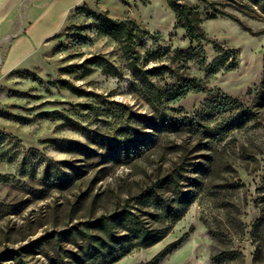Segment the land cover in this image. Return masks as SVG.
<instances>
[{"label": "rangeland", "instance_id": "obj_1", "mask_svg": "<svg viewBox=\"0 0 264 264\" xmlns=\"http://www.w3.org/2000/svg\"><path fill=\"white\" fill-rule=\"evenodd\" d=\"M180 3L205 40L168 0H84L38 52L1 67L0 264H54L38 239L121 210L168 234L115 264H264V14L241 0ZM213 4L250 30L208 18ZM100 16L135 20L145 45L126 52ZM188 79L210 91L168 102Z\"/></svg>", "mask_w": 264, "mask_h": 264}, {"label": "trees", "instance_id": "obj_2", "mask_svg": "<svg viewBox=\"0 0 264 264\" xmlns=\"http://www.w3.org/2000/svg\"><path fill=\"white\" fill-rule=\"evenodd\" d=\"M241 1H246L244 5L247 8L257 7L264 14V0ZM168 3L175 12L178 22L192 39H206L205 33L200 30V15L194 8L180 3V0H168ZM212 6L213 10L209 13L208 18L216 19L219 16H226L239 22L246 30H250L233 15L215 7L214 4ZM98 20L100 21V32L118 39L123 44L126 52L138 53L137 48L144 46L146 37L149 36V31L132 19L115 20L107 16H100ZM262 33L264 31L257 34ZM152 53L156 56L154 52ZM168 68L167 65H155L151 71L157 72ZM109 70L115 71L116 69L113 67ZM201 91L210 90L203 86L200 80L188 79L185 85H177V88L171 94L169 93L167 101H179L191 92ZM198 116H200L199 113ZM243 117L249 119L251 113L246 112ZM194 119H197V117ZM167 182V180H159L149 187L148 191H156L158 187L167 184ZM177 183L175 182L176 185ZM181 217L182 212L177 214L176 218L180 219ZM167 234V231L150 229L135 212L121 210L110 216L105 215L93 221L81 222L77 226L53 235H44L38 239L37 244H42L41 247L47 252L46 257L50 258L49 252L54 254V264H115L127 255L132 248H149L160 242ZM47 241L50 246L52 242L58 244L50 247L47 245ZM59 243H64L72 248H64ZM164 255L161 254L156 257L153 264H158Z\"/></svg>", "mask_w": 264, "mask_h": 264}, {"label": "crops", "instance_id": "obj_3", "mask_svg": "<svg viewBox=\"0 0 264 264\" xmlns=\"http://www.w3.org/2000/svg\"><path fill=\"white\" fill-rule=\"evenodd\" d=\"M21 0L0 1V47L3 37L19 28L16 16ZM84 0H32L24 10V33L15 38L2 59V72L9 73L52 39L62 29L73 8Z\"/></svg>", "mask_w": 264, "mask_h": 264}, {"label": "built area", "instance_id": "obj_4", "mask_svg": "<svg viewBox=\"0 0 264 264\" xmlns=\"http://www.w3.org/2000/svg\"><path fill=\"white\" fill-rule=\"evenodd\" d=\"M32 1V0H24L23 3H21V13H20V19H19V28L18 30L13 33V34H8L5 37H3L2 42H9L17 37H19L20 35H22L24 33V25H25V19H24V8L25 5L27 4V2Z\"/></svg>", "mask_w": 264, "mask_h": 264}, {"label": "bare ground", "instance_id": "obj_5", "mask_svg": "<svg viewBox=\"0 0 264 264\" xmlns=\"http://www.w3.org/2000/svg\"><path fill=\"white\" fill-rule=\"evenodd\" d=\"M1 60H2V57L0 56ZM0 70H1V66H0Z\"/></svg>", "mask_w": 264, "mask_h": 264}]
</instances>
